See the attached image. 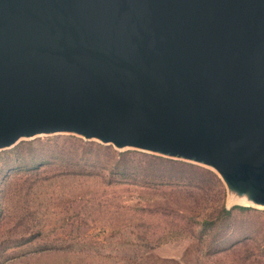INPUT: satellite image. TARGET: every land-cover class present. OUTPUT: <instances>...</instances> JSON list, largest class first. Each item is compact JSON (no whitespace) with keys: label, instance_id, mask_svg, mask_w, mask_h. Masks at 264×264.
I'll list each match as a JSON object with an SVG mask.
<instances>
[{"label":"water","instance_id":"obj_1","mask_svg":"<svg viewBox=\"0 0 264 264\" xmlns=\"http://www.w3.org/2000/svg\"><path fill=\"white\" fill-rule=\"evenodd\" d=\"M68 131L252 180L264 0H0V147Z\"/></svg>","mask_w":264,"mask_h":264},{"label":"rangeland","instance_id":"obj_2","mask_svg":"<svg viewBox=\"0 0 264 264\" xmlns=\"http://www.w3.org/2000/svg\"><path fill=\"white\" fill-rule=\"evenodd\" d=\"M80 148L103 164L111 162L105 156L109 149L130 150V166L147 165L150 160L142 156L146 152L163 156L68 131L19 135L0 147V264H264V201L254 198V181L222 176L208 163L182 158L213 171L220 184L197 167L186 168V175L198 183L191 195L179 194L164 178L148 185L127 179L105 186L95 178L75 179ZM31 173L61 175L53 183L59 191L50 208L53 214L45 218L27 219L20 206L15 208L20 204L11 202L31 186ZM92 197L109 208L136 210L102 208L98 219L75 215ZM231 206L235 208L225 218L201 226ZM139 237L151 239L139 242Z\"/></svg>","mask_w":264,"mask_h":264},{"label":"trees","instance_id":"obj_3","mask_svg":"<svg viewBox=\"0 0 264 264\" xmlns=\"http://www.w3.org/2000/svg\"><path fill=\"white\" fill-rule=\"evenodd\" d=\"M97 146H100L97 144ZM109 146V145H108ZM81 154L78 157H75V167L76 170L74 172L75 179L80 180H89V179H97L100 180L101 183L105 186H117L119 184H123L125 180L131 179L134 183H140L142 181H146L148 185L151 181L154 180H162V178L170 181L174 184V189L179 194L183 195H191L190 189L197 188V182H193L189 176L186 175V168H201L204 169L203 172L216 183H219V177L211 170L202 168L192 162L165 157L153 153H143L142 156L148 158L150 160L147 165L137 164L130 166L128 165V160L126 159L128 154L131 153L130 150L115 152L109 151L105 154L106 159L111 161L107 164H103L99 160L92 159L89 156H86L85 152H89L88 149L80 148ZM161 164V165H159ZM88 165V169L85 167ZM37 173H31L30 176H34L31 180V186L24 190L20 198H17L11 202H17L20 205L15 206L19 212H23L24 216L27 219H31L36 217L37 219L45 218L51 214H53L50 210L51 206H53V199H56L58 194V187L54 186L53 183L56 182L61 175L52 174L49 176H37ZM66 175V173L64 174ZM96 176V177H95ZM37 183V184H34ZM39 185V186H37ZM46 185V186H45ZM141 187H144L142 185ZM146 190H151L152 188L144 187ZM91 202L85 206H79L75 215L86 216L88 219H98L97 215L100 213V210L103 208L109 209H118L125 210L128 209L129 212L135 211L134 207L120 205L117 207L109 208L110 205H103V202L90 199ZM235 208V206H231L229 209H225L222 207L218 213L211 218L210 220H204L201 223V226L208 228L215 223L216 220L225 218L231 209ZM14 207L11 203L8 205V210L12 211ZM142 211V210H141ZM21 214V217L23 216ZM164 215V214H162ZM125 227V226H123ZM128 235L133 234L132 230H129ZM125 234V233H124ZM139 235V234H138ZM155 235V234H153ZM151 238L147 237H139L138 240H147ZM163 240V239H162ZM161 240V241H162Z\"/></svg>","mask_w":264,"mask_h":264}]
</instances>
